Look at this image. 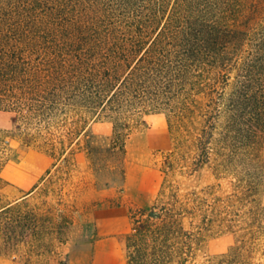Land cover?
I'll return each mask as SVG.
<instances>
[{"label":"trees","instance_id":"1","mask_svg":"<svg viewBox=\"0 0 264 264\" xmlns=\"http://www.w3.org/2000/svg\"><path fill=\"white\" fill-rule=\"evenodd\" d=\"M26 104L108 120L113 157L139 114L167 112L177 148L194 150L198 168L238 167V189L172 192L139 209L128 264H188L215 228L236 240L213 264H249L263 215L264 0H0V107Z\"/></svg>","mask_w":264,"mask_h":264},{"label":"rangeland","instance_id":"2","mask_svg":"<svg viewBox=\"0 0 264 264\" xmlns=\"http://www.w3.org/2000/svg\"><path fill=\"white\" fill-rule=\"evenodd\" d=\"M111 133L108 120L94 121L78 108L42 116L27 104L14 111L0 107V208L12 209L0 219L5 225L0 231V264H67V243L95 236L98 213L109 207L126 214L128 264L131 216L139 209L166 201L172 192L201 194L212 187L224 198L238 189V167L224 170L212 159L198 168L192 164L194 150L177 148L165 111L139 114L125 154L118 158L108 152ZM260 162L263 183L257 205L263 213L262 232L249 264H264V139ZM197 222L191 226L184 219L183 224L196 231ZM235 240L236 235L224 230L205 231L188 264H213Z\"/></svg>","mask_w":264,"mask_h":264},{"label":"crops","instance_id":"3","mask_svg":"<svg viewBox=\"0 0 264 264\" xmlns=\"http://www.w3.org/2000/svg\"><path fill=\"white\" fill-rule=\"evenodd\" d=\"M39 178L33 181V185ZM125 221L126 214L120 207L99 211L95 236L90 240L72 241L65 246L67 264H126Z\"/></svg>","mask_w":264,"mask_h":264}]
</instances>
